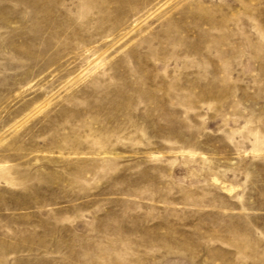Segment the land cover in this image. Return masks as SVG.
Returning a JSON list of instances; mask_svg holds the SVG:
<instances>
[{
    "label": "rangeland",
    "instance_id": "rangeland-1",
    "mask_svg": "<svg viewBox=\"0 0 264 264\" xmlns=\"http://www.w3.org/2000/svg\"><path fill=\"white\" fill-rule=\"evenodd\" d=\"M0 264H264V0H0Z\"/></svg>",
    "mask_w": 264,
    "mask_h": 264
},
{
    "label": "bare ground",
    "instance_id": "bare-ground-1",
    "mask_svg": "<svg viewBox=\"0 0 264 264\" xmlns=\"http://www.w3.org/2000/svg\"><path fill=\"white\" fill-rule=\"evenodd\" d=\"M2 165H4V164L0 163V166H2Z\"/></svg>",
    "mask_w": 264,
    "mask_h": 264
}]
</instances>
